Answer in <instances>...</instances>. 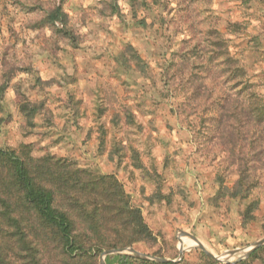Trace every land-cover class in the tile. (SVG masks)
Returning a JSON list of instances; mask_svg holds the SVG:
<instances>
[{"label": "rangeland", "instance_id": "374dc122", "mask_svg": "<svg viewBox=\"0 0 264 264\" xmlns=\"http://www.w3.org/2000/svg\"><path fill=\"white\" fill-rule=\"evenodd\" d=\"M15 1L0 0V147L37 143L35 157L65 155L82 169L114 175L156 237L149 247H132L140 254L176 261L180 237L182 259L195 262L202 251L181 232L217 257L264 237L263 163L237 161L235 139L220 145L216 131L220 104L226 99L231 113L244 95L240 78L222 72L226 51L264 103V0H63L73 41L50 26L32 28L60 0H17L41 6L30 13ZM100 23L109 33L96 31ZM121 46L136 52L140 68L130 50L127 63L115 55ZM47 51L55 62L44 58ZM23 101L41 104L31 128L18 110ZM73 112L79 120L71 125ZM238 170L250 171L258 187L247 199L216 200L217 179L231 189ZM251 201L254 218L240 226ZM251 264H264V251Z\"/></svg>", "mask_w": 264, "mask_h": 264}, {"label": "trees", "instance_id": "16d2710c", "mask_svg": "<svg viewBox=\"0 0 264 264\" xmlns=\"http://www.w3.org/2000/svg\"><path fill=\"white\" fill-rule=\"evenodd\" d=\"M116 1L112 0L113 4ZM15 4L26 13L42 10L40 5L30 7L17 0ZM117 9L110 7L113 14ZM43 14L42 19L33 23V29L50 26L63 38L69 41L75 39L76 30L70 25L63 0ZM99 27L109 33L108 27L101 23ZM209 34L221 40L218 32L210 31ZM124 43L123 40L122 45ZM212 44L213 48L217 47V42ZM127 48L119 47L115 55L123 57L125 51L130 50L132 60L140 68L143 64L141 59L131 47ZM130 53L127 55L129 58ZM55 54L54 51H47L43 56L55 62ZM224 54L223 62L228 65L222 72L229 78H240L244 95L231 113L230 108L225 107L226 99L220 104L216 123L218 141L224 145L225 137L234 138L235 141L231 142L233 153L238 149L236 154L243 156L237 161L248 164L257 158L256 161L264 166V103H261L256 91L251 90L252 83L240 62L228 55L227 51ZM121 60L128 62L126 56ZM36 78L38 80L39 77ZM40 108L41 104L19 103L18 110L25 126L33 127V120ZM74 114L67 119L71 125L79 120V116ZM4 121L0 118V125ZM39 148L37 143L0 147V264H98V257L104 251L141 244L149 247L156 243V237L146 224L141 210L131 205L114 175L82 169L65 155L58 157L46 152L35 157L33 152ZM238 172L240 179L231 189L223 186L222 179H217L219 188L214 196L216 200L247 199L258 187L259 182L249 175L250 171ZM257 208L256 201L246 204L239 214V225L244 227L253 220V212ZM260 228L264 234V214ZM263 251L264 245L248 258L227 264H251L259 259ZM156 255L159 257L158 253ZM105 263L221 264L203 252L193 263L184 259L158 263L128 254L107 255Z\"/></svg>", "mask_w": 264, "mask_h": 264}, {"label": "water", "instance_id": "95a60500", "mask_svg": "<svg viewBox=\"0 0 264 264\" xmlns=\"http://www.w3.org/2000/svg\"><path fill=\"white\" fill-rule=\"evenodd\" d=\"M182 236L188 237L191 240H193L196 245L197 248L200 249L206 256L220 262V263H226L230 258L236 257L237 259L236 261H240V260H244L246 258H248L251 253H253L255 250H257L258 248H260L261 246L264 245V237L262 239H260L259 241L255 242L249 249L246 250H234V251H230L228 254L222 256V257H217L215 255H213L212 253H210L209 251H207L205 249V247L199 242V240L197 238H195L194 236L185 233V232H181ZM183 249H179V257L178 260H170V259H164V258H157V257H149L146 256L144 254H140L138 252H136L133 248H125V249H119V250H107L101 253L100 257H99V264H105V257L107 255H112V254H128L140 259H146V260H151V261H156L158 263H164V262H178L182 259L183 257ZM234 261V262H236ZM233 262V263H234ZM228 263V262H227Z\"/></svg>", "mask_w": 264, "mask_h": 264}, {"label": "bare ground", "instance_id": "6f19581e", "mask_svg": "<svg viewBox=\"0 0 264 264\" xmlns=\"http://www.w3.org/2000/svg\"><path fill=\"white\" fill-rule=\"evenodd\" d=\"M183 237H185V236H183ZM186 238H188V237H186ZM188 239H190V238H188ZM184 241H185V239H182L181 242H180V237H179V243H180L179 249H183V250H185V249L187 248V247H186V248H185V247H182ZM192 241H193V240H192ZM179 243H178V244H179ZM194 246H197L196 243H195ZM191 247H192V246H191Z\"/></svg>", "mask_w": 264, "mask_h": 264}, {"label": "crops", "instance_id": "0c3cea01", "mask_svg": "<svg viewBox=\"0 0 264 264\" xmlns=\"http://www.w3.org/2000/svg\"><path fill=\"white\" fill-rule=\"evenodd\" d=\"M76 15H74V17H75ZM96 31H103V30H101V29H99L98 27H96ZM93 33H95V32H93ZM98 33H100V32H98ZM103 33V32H102ZM97 67V66H96ZM86 70V69H85ZM88 70V69H87ZM93 70V69H92ZM88 71H90V70H88ZM87 72V71H86Z\"/></svg>", "mask_w": 264, "mask_h": 264}, {"label": "built area", "instance_id": "2783aa9c", "mask_svg": "<svg viewBox=\"0 0 264 264\" xmlns=\"http://www.w3.org/2000/svg\"><path fill=\"white\" fill-rule=\"evenodd\" d=\"M200 194H201L200 191H198V195H199V196H200Z\"/></svg>", "mask_w": 264, "mask_h": 264}]
</instances>
